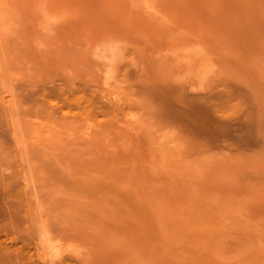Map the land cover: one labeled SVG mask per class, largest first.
Instances as JSON below:
<instances>
[{
	"label": "rangeland",
	"instance_id": "1",
	"mask_svg": "<svg viewBox=\"0 0 264 264\" xmlns=\"http://www.w3.org/2000/svg\"><path fill=\"white\" fill-rule=\"evenodd\" d=\"M6 1V12L29 32L37 54L47 51L51 72L63 77L68 91L119 98L120 112L95 125L97 136L65 134L67 174L80 186L61 204L93 242L84 238L91 255L82 248L92 262L264 264V179L254 174L257 157L241 154L229 139L220 145L221 137L189 136L169 110L178 102L174 84L223 82L250 58L220 0ZM201 65L210 70L200 72ZM159 96L172 101L162 108ZM100 180L103 192L100 184L94 196L82 192Z\"/></svg>",
	"mask_w": 264,
	"mask_h": 264
},
{
	"label": "bare ground",
	"instance_id": "2",
	"mask_svg": "<svg viewBox=\"0 0 264 264\" xmlns=\"http://www.w3.org/2000/svg\"><path fill=\"white\" fill-rule=\"evenodd\" d=\"M220 2L225 15L236 22L238 28L231 25L233 23L230 25L237 28V31L234 30L241 38L235 35L236 38L239 41L242 39L240 42L244 41L242 45L248 48V51L245 48L243 50L246 51H241L250 55V58L248 60L246 57L245 64L241 63L243 65L233 68L234 71L230 70L231 74L220 80L223 82H213L208 86L202 82L204 87V84L195 86L190 82L186 86L183 84L188 83L185 79L180 82L182 85L174 84L179 87L175 90L177 97H171L173 101L178 99V102L175 108H167L171 112L175 111L176 117L172 115L173 118L177 119L189 136L211 140L221 137L218 139L221 140L220 145L229 139L230 145H235L234 149L241 151V154L257 157L255 161L260 162L257 164L260 165V172L254 173L257 167L252 170L247 164L246 168L258 174V180L263 181L264 0ZM9 8L6 0H0V264H94L93 258L89 257L92 252L90 244L93 245V242L81 231V226L74 224L75 217L66 212L61 204L65 194L77 193L80 186L78 178H72L71 171L72 174H67L68 166L64 159L67 157L63 154L67 138L65 134L67 130H73L75 133L81 132L77 134L82 135L81 139L97 136L99 130L94 128L95 125H101L112 110L120 112L117 111L120 110L119 98L88 94L76 87L75 91L71 90L73 87L68 91L63 77L51 72L47 51L36 53L33 38L29 32L24 33L20 29L17 18L6 12ZM209 8H213V5ZM217 13L213 15L218 17ZM225 15L222 19H229ZM222 26L223 29L227 27ZM243 56L240 55V61L245 59ZM237 60L239 63V58ZM128 66L126 69L130 71ZM119 67L124 70L125 64ZM205 67L199 71L209 66ZM121 76L124 77L123 74ZM150 80L155 85V80ZM150 80L149 85L153 87ZM218 83L220 86H217ZM169 86L163 88L161 84L160 89L164 91L168 87L167 91H170ZM168 93L173 94V91ZM160 97L158 103L163 108L162 102L171 100V97ZM216 100H220L218 104H215ZM168 109L161 111L170 112ZM177 121L173 120L174 123ZM82 124L84 130L80 129ZM225 170V173L228 172ZM100 181L98 184L93 182L97 189L93 184L89 188V182L86 183L82 192L85 191L86 195L90 189L91 195L100 190V185V192H103V182ZM84 238L89 239L90 244ZM84 247L86 250L91 249L88 250L90 255L86 251L84 253Z\"/></svg>",
	"mask_w": 264,
	"mask_h": 264
}]
</instances>
